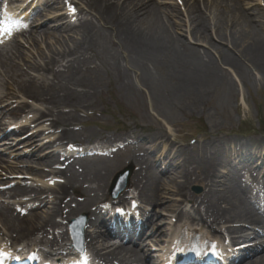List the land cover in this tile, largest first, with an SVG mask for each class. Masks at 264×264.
<instances>
[{"label": "rangeland", "instance_id": "rangeland-1", "mask_svg": "<svg viewBox=\"0 0 264 264\" xmlns=\"http://www.w3.org/2000/svg\"><path fill=\"white\" fill-rule=\"evenodd\" d=\"M194 4L197 7L195 11L200 9V13L210 25L206 33L208 41L194 39L197 26L185 13V6L192 7ZM174 7L180 14L168 16L166 12ZM159 8L162 9L161 16L165 23L162 25L159 18V27L164 34L191 48H202L208 52L212 60H217L214 66L219 67V84L214 83L207 89L208 91L204 90L203 94L191 91V95L184 93L168 99L165 103L158 94V90L163 89L159 79L162 74L158 70L154 72L158 79L157 86L151 87L148 91L141 86L142 81H135L132 77L125 83L116 75L102 74L100 78L103 81L102 95L96 99L95 111L85 120L100 122L103 127L108 128L106 131H109V126L123 121L128 127L124 132L126 135L131 134L143 139L157 135L165 136L176 148L196 150V155L190 158L188 163V169L192 174L197 171L199 165L206 166L212 160H216L215 154L210 150L211 144L217 140L254 139L264 142V70L255 66L250 59L239 60L236 52L231 49L234 38L242 37L240 45L245 48L253 42H264V0H196V2L186 0V3L185 0H163ZM217 33L226 36L229 43L219 42L216 39ZM75 38L73 43L72 40H68V45L77 43L79 37ZM39 41L43 50L49 43L55 45L52 46L53 49L59 48V44L56 45L53 40ZM207 44L216 51L207 48L205 46ZM225 57L238 59V62H234L235 67L227 66L225 63L223 65L221 61ZM120 59L123 60L122 57ZM31 61L37 62V59ZM105 108L109 109V115H101V110L105 112ZM103 134L108 139L111 137L114 139L113 132ZM206 143L207 147L198 150L200 145ZM184 163L181 161L178 164ZM224 165L221 164L223 169ZM177 172L172 171L177 175L178 184H183L184 180L181 179L179 171ZM166 180L167 187L172 190L170 180L167 178ZM177 200L178 198H168L163 205L167 206ZM163 205L155 212L159 215L157 219L159 226L165 227L167 218L163 212Z\"/></svg>", "mask_w": 264, "mask_h": 264}, {"label": "bare ground", "instance_id": "bare-ground-1", "mask_svg": "<svg viewBox=\"0 0 264 264\" xmlns=\"http://www.w3.org/2000/svg\"><path fill=\"white\" fill-rule=\"evenodd\" d=\"M115 1L118 0H91V10L94 12L99 21L104 25L110 28L112 34L115 35L118 45V48L126 55L128 58L132 60L131 64L135 71L139 72L138 74H141V77L143 80L147 82L148 85H152L155 80V78H152L151 76V68L156 67L157 69L162 68L167 70V73L163 72L164 77L161 78V83L163 89L159 90V95L163 98H166V103L168 101V98H173L176 96H180L182 94L191 95V91H195L196 94H203V91H208L207 89L210 88L214 83L219 84V75L218 71L215 67H213L214 63L213 61L207 56V55H200L201 51H196L195 49H190L183 45H179L176 41L172 40L168 35L164 34L162 29L159 27V19L154 11V3L151 4V2L147 4H140L141 8V14L143 16H140V13L138 11L132 12L133 10H130L132 3L129 4L128 8H125L124 5H118L114 4ZM191 13L195 12V7L191 9ZM193 21L197 28L195 29V39H199L198 41L207 40L208 37L206 33L210 29V25L206 22V20L200 15L193 16ZM83 33V44L84 39L89 37L91 34L88 30L81 29ZM216 39H219V42H228L229 39L226 36H223L219 33L216 34ZM242 40V37H239L238 39L234 38L231 42V49L234 50L237 54V57L239 60H246L250 59L251 62L255 64V66H258L264 70V42H253L248 47H243L240 45V41ZM207 43V42H206ZM227 43V44H228ZM94 45L92 44V40H90L88 45V50L93 51ZM79 50L78 49H69L68 51H60L54 54H51L49 57H47V64L42 67H37L35 69L36 72L42 73L44 70H46L45 73L49 72L50 68H53L56 64H58L57 59H66V58H72L74 55L77 54ZM205 53V52H203ZM206 54V53H205ZM237 59V60H238ZM112 60L115 61V58L112 57ZM237 60L230 59V57H225L221 62L224 65L235 67L234 62H238ZM244 60V61H245ZM72 65L68 67L69 72H74L78 69V65H76V61L72 60L70 61ZM163 71V70H162ZM66 83L72 84L76 87H82L89 89V87L83 83L82 81H76L75 78L68 77V81L65 76L63 79ZM90 86L93 88L95 87V82H91ZM76 87V88H77ZM29 93L35 97V92L29 91ZM185 95V96H186ZM46 96H50V92L46 93ZM203 98V97H202ZM47 105L51 106L52 108L57 107V104L54 103V100L50 98L49 102H46ZM21 109L17 110L18 113ZM13 112V111H12ZM11 112V113H12ZM49 112V111H48ZM51 114V111L49 112ZM9 116H13L11 114H8ZM59 117V116H58ZM72 123H65L62 120L57 119L53 122V125L60 129L61 127L69 126ZM70 137L68 132H61L59 135L58 140L68 139ZM72 137V135H71ZM163 139L158 137H152L151 138V149H156L159 145V141ZM147 141H149L147 139ZM162 143V142H161ZM167 144V142H165ZM232 144V147L235 148L236 153L240 151L241 153L248 150L249 148H252L254 146H257L258 148H261L263 145H260L262 141H241V142H230ZM228 143V144H230ZM168 145V144H167ZM217 149L223 150L225 148V145L223 141L216 142ZM169 148L171 151L168 153L179 155L180 157H190L189 152L186 151H180L179 149H176L172 147V145H169ZM51 163V160H47L44 162V165H48ZM121 167L120 165H117ZM120 168H118L119 170ZM111 169L106 168H95L91 169L90 174H85L83 176V180L87 181V177L91 176V180L89 181V184L91 187L88 190H85L83 193V197L85 198V203L96 201L99 202L101 199L99 198V193L105 192V190L108 189L109 183L111 181ZM202 175H198L195 177V182L200 183L202 185H206L203 188L204 194L201 196H198L195 198L194 203L197 204V201L201 198L200 206L204 208V214L200 212L199 207L195 209L193 217L195 219L200 218L201 220H205V224H208L207 221L213 225L214 223H232L234 220H239V222H245L241 220L240 216H243L242 212V204L239 202V199L237 196H235L234 200L236 203L239 204L240 207L239 210L233 212L230 210H222L218 203L214 202L213 197L216 196V189H217V183L214 179L218 178V176L215 173V168H209L206 170V172L201 173ZM60 176H64L65 178H68L66 173L59 172ZM139 174H137V185L142 183V180H146L147 178L144 177L141 180L138 179ZM190 175L184 174V184L179 185L175 180L171 181L172 190H168V188L164 187V190L159 194L158 192L153 193V203H163L164 200L167 197H178L182 199V203L187 201L189 199L188 193L186 192V188L189 187L192 184ZM75 180V177H71L69 180H67L63 185L58 186L59 189L56 192L59 198L65 196L69 191L75 190L74 186L76 183H73ZM137 185L134 184V186L137 187ZM228 187V185L226 186ZM230 187V186H229ZM205 190H208L207 192ZM227 197L229 199L232 197V192L230 189H226ZM35 198L33 201H37L40 203H43V200H41V195L43 193L36 192ZM89 193H95V197L90 200L88 197ZM105 197V196H104ZM203 197V198H202ZM225 198V197H223ZM225 198V199H226ZM98 199V200H97ZM224 201V199H223ZM228 202V199L225 201ZM83 204V205H84ZM176 205V202L173 203ZM69 204H67L68 207ZM81 205V206H83ZM169 209H172V206H165L164 211H167ZM61 208L58 206L55 207L54 214H60ZM171 212H175V210H172ZM31 218H29L27 221L22 220L20 222L15 221H7L9 218L8 216L5 217V224L8 228V232L10 236H15V242L23 241L27 239L28 237L31 238L34 237L35 230L37 229V224L42 228L44 226L53 225L52 222V214L43 212L42 214H33L29 215ZM156 215H152V218H155ZM246 219L250 221V217L246 216ZM252 219V218H251ZM237 220V221H238ZM248 222V221H247ZM254 224H258L259 226H262L261 223H258L256 221H253ZM43 225V226H42ZM234 231L235 229H231ZM241 231H243L241 229ZM161 228L157 231V233L162 234ZM195 232V231H193ZM191 232V233H193ZM144 233V232H143ZM196 233V232H195ZM96 237L93 238L92 241L95 242ZM91 243L92 245H95V243ZM105 246L102 249H99L100 247H96V250L98 252L100 251H106L109 249H113L112 254L110 256H118L120 254H128L131 255L133 258L138 259L139 253L138 251L130 248V247H117L115 248L112 245H109L107 242L103 245ZM27 249V248H25ZM24 249V250H25ZM259 250H255L254 255H258ZM261 254V255H260ZM44 256V253H43ZM46 257V256H45ZM115 258V257H114ZM245 264H264V250L259 253V256L255 257L253 261L246 262Z\"/></svg>", "mask_w": 264, "mask_h": 264}, {"label": "snow or ice", "instance_id": "snow-or-ice-1", "mask_svg": "<svg viewBox=\"0 0 264 264\" xmlns=\"http://www.w3.org/2000/svg\"><path fill=\"white\" fill-rule=\"evenodd\" d=\"M16 27V25L14 24H8L7 22H5L2 26H0V33L3 32H11L12 28ZM4 253L0 252V260H2L4 258Z\"/></svg>", "mask_w": 264, "mask_h": 264}]
</instances>
